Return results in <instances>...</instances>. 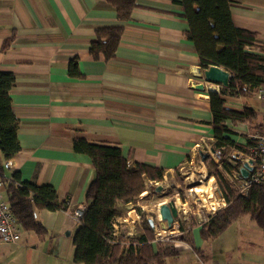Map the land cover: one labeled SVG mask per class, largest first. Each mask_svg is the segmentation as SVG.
Wrapping results in <instances>:
<instances>
[{
    "label": "crops",
    "instance_id": "crops-1",
    "mask_svg": "<svg viewBox=\"0 0 264 264\" xmlns=\"http://www.w3.org/2000/svg\"><path fill=\"white\" fill-rule=\"evenodd\" d=\"M182 13L173 0H135L131 19L119 22L103 0H0V72L15 79L10 98L19 144L10 159L0 153V162L11 163L0 175L8 181L15 173L21 181L49 185L67 208L37 211L46 229L44 243L27 232L34 243L28 248L23 230L17 244H0V264H75L77 223L71 211L84 206L94 178L90 159L73 151L75 139L118 146L130 170L140 163L165 175L199 157L196 145L211 146L208 93L220 87L204 80L194 46L184 38L188 24ZM231 16L236 27L256 33L264 44V0H232ZM111 27H122L114 56L93 58L95 33ZM261 47L252 50L264 55ZM73 63L77 76L69 74ZM260 91V99H225L236 111L244 103L253 107L264 130V85ZM232 128L238 143L257 132L244 124ZM6 184L0 191L5 201ZM229 228L207 241L200 228L186 232L169 243L177 253L173 258L186 257L183 264H264V234L253 227L254 233L227 235Z\"/></svg>",
    "mask_w": 264,
    "mask_h": 264
},
{
    "label": "trees",
    "instance_id": "trees-1",
    "mask_svg": "<svg viewBox=\"0 0 264 264\" xmlns=\"http://www.w3.org/2000/svg\"><path fill=\"white\" fill-rule=\"evenodd\" d=\"M103 1L114 9L119 22L131 19L135 0ZM173 2L183 9L182 17L188 24L184 38L193 44L200 67L203 70L209 67L222 68L231 76L227 87L208 93L211 149L222 159L221 167L224 171H238L240 162L232 156L227 157L228 151L235 148L249 154V149L256 146V140L245 138L244 143L236 142L232 127L244 124L259 133L263 130L256 123L257 115L253 107L244 103L242 110L236 111L226 107L225 98L237 97L246 101L263 87L264 55L252 49L259 46L264 48V44L257 39L256 33L234 25L231 16L232 0ZM121 35L122 27L98 30L90 44L89 53L93 58L102 54L105 60L111 59ZM76 70V65L70 64L69 74L79 75ZM14 82L11 73L0 72V153L5 159L12 158L19 151L18 120L12 112L10 98ZM73 151L86 155L94 170V178L85 193L84 211L72 237L73 263L163 264L165 258L177 256L169 243H160L157 247L152 245V229L147 220L141 222L144 233L139 237L128 239L112 235V220L120 215L117 205L133 203L145 191V182L160 181L164 171L140 163L135 165L134 170H130L128 159L118 146L93 145L82 139H75ZM203 163L206 165L208 178L215 180L227 206L199 229L201 239L213 240L237 220L245 217L254 222L264 234V185H253L246 196H236L210 155ZM5 197L11 213L21 223L23 230L37 236L46 233V229L36 218L37 211L67 209L65 204L58 202L51 186L21 181L15 173L12 182L5 186ZM188 242L192 246L190 240ZM193 251L201 258L197 249L193 248Z\"/></svg>",
    "mask_w": 264,
    "mask_h": 264
},
{
    "label": "rangeland",
    "instance_id": "rangeland-1",
    "mask_svg": "<svg viewBox=\"0 0 264 264\" xmlns=\"http://www.w3.org/2000/svg\"><path fill=\"white\" fill-rule=\"evenodd\" d=\"M219 90V88H218ZM205 151V150H204ZM206 152V151H205ZM211 157V156H210ZM211 159L216 163V165L221 167V161L222 159L219 157L217 159L215 155L211 157ZM229 159V158H228ZM188 163L180 170L177 171L171 175H165L163 174V177L160 181L155 182L157 183L158 186L162 187V190L158 193H156V187L154 186V183H148L149 181L145 182V191L142 193L141 196L143 198L137 197L136 200L133 203H128L126 205L118 204L117 209L120 213L118 217L115 219H120L121 222L116 223L118 227V235L120 237H126L127 233L129 235H132V238L136 237L137 234H133L134 231L136 232L138 230V227L136 225H133L135 222H138V226H142L141 222L142 220H146L147 216H152L151 214H154L156 216V211L158 212V206L161 204H167L170 201H177L175 202L177 205V225L180 227L184 226V224L187 222L190 223V226L194 227L196 225V221L198 219L201 220V217L204 215L207 216H214L218 211L224 209L227 204L222 200L217 198V194L220 196V193L218 191V187L215 183L214 180V187H215V192L213 193V186L212 187H207V191H205L203 195L201 196H196L194 193V189L191 190V196L188 194V190L191 187H196L199 183L197 180H201V178L198 176V169L201 167L204 168L205 174H206V182H209L208 174H207V169L206 165L201 162L199 157H196L191 163ZM222 168V167H221ZM218 169V168H217ZM218 171L221 173L223 179L226 181L223 173L218 169ZM214 179V178H213ZM193 181V182H192ZM227 182V181H226ZM228 183V182H227ZM207 185V184H206ZM183 192L187 193V198H185V201L181 199H177V196H181L184 198ZM207 195L211 196L212 199L211 201L214 202H219L220 204L218 205V208L214 211L212 208V203L210 200H203L204 197ZM202 199L208 206L210 207H204L202 204ZM145 202V203H143ZM148 203V204H146ZM130 204V205H129ZM139 204V205H137ZM210 204V205H209ZM137 205V206H136ZM133 206V207H132ZM138 207V208H137ZM176 207V206H175ZM212 207V208H211ZM141 208V209H139ZM211 208V209H210ZM146 213H151V214H146ZM208 213V214H207ZM130 216V217H129ZM159 216V214H158ZM123 219L125 222H123ZM159 221L160 217H159ZM251 225V226H250ZM136 226V228H135ZM253 227L257 228L254 222H251L248 220L247 217H245L243 220H237L236 224L232 225L229 230L226 232L227 235L228 233H237V234H250L254 233ZM252 229V230H250ZM258 229V228H257ZM260 231V230H258ZM36 235L35 233H33ZM29 233L24 232L22 234V240H27L28 242L25 244L28 248L33 247V244L31 240L29 239ZM134 235V236H133ZM177 236V233L175 234ZM40 239L37 240L38 243H44L40 242L43 241L41 239V236H35ZM152 238H154V235L152 234ZM45 241H48L47 238L44 239ZM33 241V240H32ZM213 248L218 250L219 249V242L213 245ZM186 257H167L165 259L164 264H183L186 261Z\"/></svg>",
    "mask_w": 264,
    "mask_h": 264
},
{
    "label": "built area",
    "instance_id": "built-area-1",
    "mask_svg": "<svg viewBox=\"0 0 264 264\" xmlns=\"http://www.w3.org/2000/svg\"><path fill=\"white\" fill-rule=\"evenodd\" d=\"M254 95L258 99L262 97L260 90L256 92ZM247 138H252L256 140V146L249 149V154L242 153L241 151H238L235 148H231L227 154V157L232 156L240 162V168L243 166V164H246L248 166V172H247L246 178H243L241 176L239 170L238 171L232 170L231 172H227V171H224L223 168H221L219 165L217 166V168L223 173L226 181L228 182L230 188L234 191L235 195L241 196V197H244L247 195V192L251 186L264 185V130L260 133L256 131L251 132L249 133V135H247ZM196 148L200 152L208 153L211 157L213 156L209 152L211 149V146L208 145L207 143L203 142L202 144H198L196 145ZM10 167H11V163L9 160H5L3 163L0 162V170L7 169ZM4 182H7L8 184L9 182H12V179L8 181L3 180L2 176L0 175V191H1L2 186L4 185ZM197 182L199 183L200 180H197ZM154 186L161 187V186H158L157 183H154ZM194 188L193 187L189 188L188 194L190 196L192 192L191 190H193ZM161 190H162V187H161ZM183 195H184V198H182L179 195L177 196L178 197L177 199H180V200L182 199L184 202L185 198H187V193L183 192ZM217 198L222 199L221 196H218ZM173 202L175 204V202L177 201H173ZM159 206L157 208H159ZM83 211H84V206L73 208L71 211V218L77 223L78 220L82 217ZM146 214L148 215L151 213H146ZM151 215L152 216H147L146 220L151 219L153 220L155 224L154 227L152 228V234L154 235L153 243H158V242L174 243L175 241H179V239H181L186 232L192 231L193 229H196V228H201L213 216V215L207 216L203 214V216L201 217V220L198 219L194 227L193 226L191 227L190 223L187 221L184 224V226L180 227L179 225H177V220H176L177 217H176L173 220V223L171 224V226L166 227V224L164 222L159 221V218H157L154 214H151ZM119 222H121L120 219L114 218L112 220V235L115 238L119 237L118 227L116 225V223L119 224ZM123 222H125L124 219H123ZM133 225H136L138 227V230L136 232L134 231L133 234H138L139 232L143 231L142 226H138V222H135ZM22 231H23V228H22L21 223L11 213L9 204L7 203V201H5V199L3 198L0 192V244H4V245L17 244L21 238ZM176 233H177V236H175ZM126 238L131 239L132 235H129L127 233Z\"/></svg>",
    "mask_w": 264,
    "mask_h": 264
},
{
    "label": "water",
    "instance_id": "water-1",
    "mask_svg": "<svg viewBox=\"0 0 264 264\" xmlns=\"http://www.w3.org/2000/svg\"><path fill=\"white\" fill-rule=\"evenodd\" d=\"M203 77L204 80L208 83L215 84L221 88H225L228 86L229 81L231 79V76L229 73L223 69H220L218 67H209L208 69H205L203 71ZM203 86L199 85L198 89H202ZM210 154L215 155L217 159H219V156L215 154L213 149H210ZM207 156H209L208 153H199L200 160L203 162ZM239 172L243 178L247 177L248 172V166L246 164H243V166L239 169ZM161 187L156 188V192H160ZM219 196L218 194L216 195ZM158 214L162 222L166 224V227H170L173 223V220L177 217V211L174 205L173 201L168 202L167 204H162L158 208ZM149 227L152 229L154 227V222L151 219L147 220ZM69 233H66V236H68Z\"/></svg>",
    "mask_w": 264,
    "mask_h": 264
},
{
    "label": "bare ground",
    "instance_id": "bare-ground-1",
    "mask_svg": "<svg viewBox=\"0 0 264 264\" xmlns=\"http://www.w3.org/2000/svg\"><path fill=\"white\" fill-rule=\"evenodd\" d=\"M198 175H199V177L201 178V180H200V184H198L195 188H194V193H195V195L198 197V196H201V195H203V194H205L204 192L205 191H207V187H212L214 184L212 183V182H210V183H208V182H206V174H205V170L203 169V167H201L200 169H198ZM212 181V180H211ZM207 184V185H206ZM215 186V185H214ZM213 186V193L215 192V187ZM141 196H143V195H141ZM210 200L211 201V199H212V197L211 196H209V195H207L206 194V196L204 197V199L203 200ZM201 201H202V204H203V206L204 207H210V206H208L202 199H200ZM208 200H207V203H208ZM211 202H213L212 203V209L215 211L217 208H218V205L220 204L219 202H214V201H211ZM130 205V204H129ZM176 207L175 208H177V205H176V203L174 204ZM210 205V204H209ZM133 207V206H132ZM210 208V209H211ZM156 217L157 218H159V216H158V212L156 211Z\"/></svg>",
    "mask_w": 264,
    "mask_h": 264
}]
</instances>
